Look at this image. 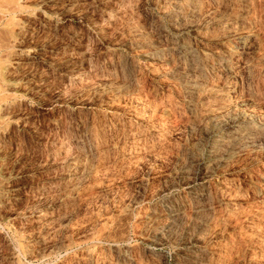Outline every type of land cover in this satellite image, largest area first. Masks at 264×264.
<instances>
[{"label": "rangeland", "instance_id": "rangeland-1", "mask_svg": "<svg viewBox=\"0 0 264 264\" xmlns=\"http://www.w3.org/2000/svg\"><path fill=\"white\" fill-rule=\"evenodd\" d=\"M0 264H264V0H0Z\"/></svg>", "mask_w": 264, "mask_h": 264}]
</instances>
